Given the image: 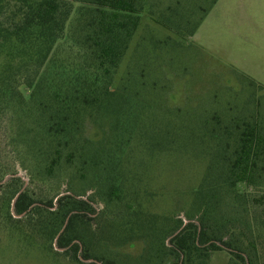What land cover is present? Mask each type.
Listing matches in <instances>:
<instances>
[{
  "label": "trees",
  "instance_id": "trees-1",
  "mask_svg": "<svg viewBox=\"0 0 264 264\" xmlns=\"http://www.w3.org/2000/svg\"><path fill=\"white\" fill-rule=\"evenodd\" d=\"M216 1L0 0V234L13 248L56 264H129L135 245V264H209L224 249L264 264V192L248 191L264 173L263 94L190 125L136 79L114 85L143 15L187 37ZM187 152L210 158L189 202L150 212L143 167Z\"/></svg>",
  "mask_w": 264,
  "mask_h": 264
},
{
  "label": "rangeland",
  "instance_id": "rangeland-1",
  "mask_svg": "<svg viewBox=\"0 0 264 264\" xmlns=\"http://www.w3.org/2000/svg\"><path fill=\"white\" fill-rule=\"evenodd\" d=\"M189 1L202 8L213 2ZM259 13L264 14V0H217L194 34L187 37L143 15L114 85L136 79L145 85L143 96L162 111L168 108L185 113L190 125L196 124L195 113L216 114L222 119L238 115L248 96L254 92L264 96V91L250 85L254 81L264 86V30H256L250 23V15ZM200 17L199 13L189 18L184 32L190 33ZM247 105L249 110L254 108L253 102ZM89 134L97 133L92 129ZM189 152L156 157L143 167L141 190L148 188L154 196L146 203L150 212L170 214L189 202V193L201 181L210 159H195ZM19 175L28 181L23 173ZM257 185L248 191L254 195L264 192V173ZM140 253L141 247L136 245L122 250L129 264H135ZM0 264L56 262L38 252L21 254L0 234ZM209 264H230V257L224 249L212 255Z\"/></svg>",
  "mask_w": 264,
  "mask_h": 264
},
{
  "label": "crops",
  "instance_id": "crops-1",
  "mask_svg": "<svg viewBox=\"0 0 264 264\" xmlns=\"http://www.w3.org/2000/svg\"><path fill=\"white\" fill-rule=\"evenodd\" d=\"M264 14L259 13V14H252L250 15V23L255 27L256 30L263 29L264 30Z\"/></svg>",
  "mask_w": 264,
  "mask_h": 264
},
{
  "label": "water",
  "instance_id": "water-1",
  "mask_svg": "<svg viewBox=\"0 0 264 264\" xmlns=\"http://www.w3.org/2000/svg\"><path fill=\"white\" fill-rule=\"evenodd\" d=\"M86 262H94L93 260H89V261H86ZM100 264V263H99Z\"/></svg>",
  "mask_w": 264,
  "mask_h": 264
}]
</instances>
